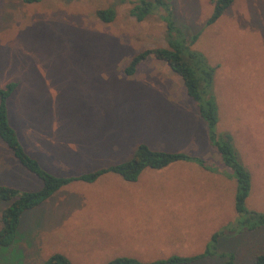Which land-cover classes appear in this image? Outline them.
Returning a JSON list of instances; mask_svg holds the SVG:
<instances>
[{
	"label": "rangeland",
	"instance_id": "1",
	"mask_svg": "<svg viewBox=\"0 0 264 264\" xmlns=\"http://www.w3.org/2000/svg\"><path fill=\"white\" fill-rule=\"evenodd\" d=\"M137 1L0 0V86L19 82L9 100L11 123L27 151L58 175L126 161L142 142L204 157L221 174L230 173L209 143L207 124L182 78L167 62L153 58L133 75L124 72L137 53L167 46L163 10L138 21L130 14ZM171 2L187 40L199 33L191 47L217 66V131L232 134L251 172L247 206L264 212V0H236L211 25L214 0ZM111 6L114 21L96 17L98 9ZM181 164L146 168L134 182L110 173L94 183L64 186L23 214L16 242L0 246V264H44L55 252L75 264L204 252L228 214L238 217L237 180L225 174L229 179L217 182L223 214L209 222L200 176H187ZM180 183L196 184L195 192L181 195ZM0 184L42 186L1 139ZM185 197L193 198L190 207L178 205ZM6 206L0 202V215ZM220 242V251L235 253L236 264H255L264 253V226L227 232ZM223 260L210 256L194 264Z\"/></svg>",
	"mask_w": 264,
	"mask_h": 264
},
{
	"label": "trees",
	"instance_id": "2",
	"mask_svg": "<svg viewBox=\"0 0 264 264\" xmlns=\"http://www.w3.org/2000/svg\"><path fill=\"white\" fill-rule=\"evenodd\" d=\"M41 0H24L26 3H36ZM236 0H214V10L207 24L215 23ZM163 10L162 19L166 23L167 46L147 48L133 56L124 72L133 75L138 66L149 60L159 59L168 63L170 68L183 80L188 95L196 104L199 115L205 120L208 128L209 143L217 150L224 165L231 172L224 170L227 176L237 180L235 194V209L238 217L216 231L208 242L204 252L196 255L183 256L173 254L165 258L144 261L132 256H118L106 264H194L210 256L224 258L218 264H236L235 253L220 251V239L225 233L239 232L245 229L253 230L264 226V212L250 209L247 198L250 194L252 175L242 162L238 149L230 132L218 133L219 108L213 93L214 77L217 66L209 63L206 55L193 49L192 43L198 38L194 34L189 42L182 28L174 19V6L171 0H138L130 10V14L138 21H143L157 11ZM117 15L114 6L96 11V17L110 23ZM19 86L12 80L0 86V139L12 151L16 160L30 173L41 180L38 189H22L8 184H0V202L7 203L0 215V246L10 247L17 239L23 214L50 199L64 186L75 182L94 183L103 176L114 173L126 181H137L146 168L163 169L178 161H192L203 168L220 172L221 169L204 157L192 155L183 151L154 149L147 143H140L133 156L118 163L102 165L92 171L58 175L47 169L40 160L31 155L22 142L17 129L13 126L9 115V100ZM255 264H264V253L255 257ZM44 264H75L62 252L51 254Z\"/></svg>",
	"mask_w": 264,
	"mask_h": 264
},
{
	"label": "crops",
	"instance_id": "3",
	"mask_svg": "<svg viewBox=\"0 0 264 264\" xmlns=\"http://www.w3.org/2000/svg\"><path fill=\"white\" fill-rule=\"evenodd\" d=\"M176 142H179V141H176ZM178 162L185 163V165L181 164L179 167L177 165V167L178 168H182V169H186L187 170L186 171L187 172V176H189L190 173H193V174L197 173L200 176V184H201V186H198V187H199V189L202 188V189L205 190L203 192L204 193L203 204H206V203L210 204L209 214H210L211 218L209 219L210 221L209 220L208 221L215 223L216 222V218H218L220 215L223 214L222 211L220 210V206H219L220 196H219V186L217 185V182L220 179L226 180V179H229V178H227V176L225 174H221L220 172L209 171V170L203 168L202 166H200L197 163H194L192 161H178ZM171 168H173V167H171ZM195 185L196 184H192V183H187L186 185H185V183H180L178 191H179V193L181 195L182 194H186L185 196H188L187 194L189 192H191V193L195 192V188H194ZM194 196L195 195H193V197ZM192 203H193V198L192 197H185V199H181V200L178 201V205L179 206H184V207H186V206L190 207L192 205ZM229 214H228V217L225 220L226 224L234 219V217L233 216L230 217ZM198 236L196 238H198Z\"/></svg>",
	"mask_w": 264,
	"mask_h": 264
}]
</instances>
